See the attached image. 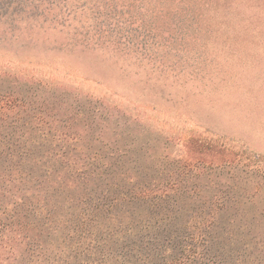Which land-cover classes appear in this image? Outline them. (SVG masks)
<instances>
[{
    "label": "rangeland",
    "instance_id": "374dc122",
    "mask_svg": "<svg viewBox=\"0 0 264 264\" xmlns=\"http://www.w3.org/2000/svg\"><path fill=\"white\" fill-rule=\"evenodd\" d=\"M82 1L41 4L47 16L56 13L62 24L21 17L10 25L0 19V91L23 99L47 95L51 105L53 97L63 94L68 106L111 117L117 129H109L119 135L98 123L84 145L97 142L102 148L104 137L103 147L109 143L111 151L124 154L118 159L99 156L93 160L97 164L120 161L151 176L154 168L147 166L161 169L175 163L184 155L182 141L191 137L231 150L235 162L227 176H219L226 179L218 181L230 178V188H220L241 202L225 209L237 212V218L223 215L225 232H219L214 249L232 256L231 264H264V0L115 1L134 18L138 37L151 38L138 50L119 47L117 30L96 41L92 25H105L108 1ZM84 34L95 38L82 40ZM68 112L64 116L54 108L52 115L62 118L70 134L78 116ZM25 115L20 114L21 122ZM7 121L0 123L2 136L12 129ZM15 128L22 132L27 127ZM57 129L64 136L61 145L74 144L65 139L62 123ZM45 149L41 161L35 158L48 174L59 161L45 157ZM106 177L104 189L112 187ZM96 185L88 189L97 191ZM62 198L65 207L75 208L66 192ZM138 205H129L130 211H139ZM75 244H63L69 255ZM69 260L75 262L72 256Z\"/></svg>",
    "mask_w": 264,
    "mask_h": 264
},
{
    "label": "trees",
    "instance_id": "16d2710c",
    "mask_svg": "<svg viewBox=\"0 0 264 264\" xmlns=\"http://www.w3.org/2000/svg\"><path fill=\"white\" fill-rule=\"evenodd\" d=\"M64 1L0 0V19L10 25L21 17L62 24L56 13L47 16L41 4ZM107 1L105 25H92L98 38L84 34L82 40L100 41L101 34L117 30L119 47L142 49L150 36L139 38L132 15L116 6L118 0ZM59 96L53 97L51 105L47 95L23 99L12 91H0V123L8 119V126L12 125L8 133L0 134V264H231L232 256L214 249L219 232H225L223 215L237 218V212L225 209L241 202L220 188H230V178L218 181L226 179L219 176H227L235 162L231 150L191 137L182 141L184 155L175 163L161 169L147 166L154 168L151 176L139 166L130 169L120 161L97 164L93 160L99 156L118 159L124 154L111 151L109 143L103 147L104 137L102 148H97V142L84 145L98 123L117 137L113 119L95 109L90 116L89 107L68 106L63 94ZM54 108L64 116L75 111L78 122L70 124L77 125L72 133L68 134L62 118L52 115ZM22 112L26 117L21 122ZM59 123L73 145H61L64 136L59 135ZM17 124L27 128L20 132ZM110 125L116 128L113 132ZM44 147L45 157L59 161L49 167L48 174L39 168ZM103 176H110L106 179L112 187H102ZM89 184H97V191L88 189ZM65 192L74 209L61 203ZM128 204H139L141 209L130 211ZM133 220L139 224L134 228ZM68 240L76 243L74 255L63 245ZM71 256L74 263L67 261Z\"/></svg>",
    "mask_w": 264,
    "mask_h": 264
}]
</instances>
